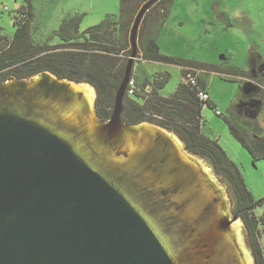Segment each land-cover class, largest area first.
I'll list each match as a JSON object with an SVG mask.
<instances>
[{"label": "water", "instance_id": "water-1", "mask_svg": "<svg viewBox=\"0 0 264 264\" xmlns=\"http://www.w3.org/2000/svg\"><path fill=\"white\" fill-rule=\"evenodd\" d=\"M158 1L146 2L136 16L108 121L95 116L90 84L92 106L72 86L87 83L51 72L0 84L7 90L0 92V264H233L232 245L215 224L217 204L169 134L215 173L213 167L190 153L180 135L123 119L140 27ZM129 133L148 144L119 157ZM126 163L148 173L164 207L131 181ZM240 219L226 217L223 227Z\"/></svg>", "mask_w": 264, "mask_h": 264}, {"label": "rangeland", "instance_id": "rangeland-1", "mask_svg": "<svg viewBox=\"0 0 264 264\" xmlns=\"http://www.w3.org/2000/svg\"><path fill=\"white\" fill-rule=\"evenodd\" d=\"M178 1L160 34L158 45L163 53L199 63L205 69H183L177 65L147 62L142 60L140 53L132 74L138 84L137 91L146 94L157 73H168L171 76L161 90L164 97L173 95L181 82L186 83L189 75L205 83L211 101L221 115H217L214 109L206 105L202 111L205 120L201 128L202 133L212 140H217L239 166L254 197L257 200L264 198V159L255 163L251 154L232 135L225 121L231 120L249 140L264 137V0ZM24 4L25 0H0V29L4 35L13 37L14 16ZM33 11L34 45L53 46L61 43L56 32L65 18L76 14L83 15L81 31L85 32L103 22L108 15L118 16L120 0H34ZM132 27L133 25L128 31L129 49L126 53L119 52L113 56L118 65H127L130 58L131 54L127 53L131 50ZM117 30L115 40L120 38ZM184 71L187 78L183 77ZM236 71H247L250 76L242 77L235 74ZM151 90L152 88L149 93ZM138 101L143 103L142 100ZM54 117L66 118L58 112ZM67 124L71 125L68 122ZM78 125L84 129L82 122ZM122 169L130 173L131 181L137 183L149 198L165 206L157 194V184L150 181L148 173L142 174L136 167L130 168L127 163L122 164ZM213 175L223 187L226 196L223 202L228 217L232 219L236 205L234 194L226 179L214 172ZM263 214L264 208L256 209L255 215L258 218ZM239 222L245 246L252 256L244 223L241 219ZM260 230V242L264 250L262 226Z\"/></svg>", "mask_w": 264, "mask_h": 264}, {"label": "trees", "instance_id": "trees-1", "mask_svg": "<svg viewBox=\"0 0 264 264\" xmlns=\"http://www.w3.org/2000/svg\"><path fill=\"white\" fill-rule=\"evenodd\" d=\"M33 1L25 0V4L14 16L13 37L4 35L0 29V84L9 77L23 80L43 72H51L59 79L90 84L97 91V116L102 121H108L113 114L116 94L127 66L118 65L113 56L119 52L126 53L129 49L128 31L141 7L149 0H120L118 16L108 15L103 22L85 32L81 31L83 15L65 18L56 32L61 43L40 47L35 46L32 39V24L35 20ZM175 2L159 0L146 13L138 39L141 58L143 61L177 65L183 69L192 67L203 70L204 66L199 63L169 56L159 49L160 34ZM116 30L120 35L118 40L114 39ZM131 53L132 47L127 54ZM235 74L250 76L247 71H236ZM183 77L187 78L186 71ZM170 78L168 73H157L149 84L152 88L150 93L136 91L133 97L126 95L124 121L128 125L149 122L180 135L190 153L207 160L216 175L226 179L236 200L233 213L244 223L253 261L255 264H264V250L260 242L261 226L264 231V214L260 218L255 215L256 209L264 208V198L257 200L254 197L239 166L217 140L202 133L204 107L207 105L215 110L212 101L203 103L198 97V88L206 89L205 83L199 81L197 87L192 86L187 82L188 77L186 83L181 82L173 95L164 97L161 90ZM225 121L232 135L251 154L254 162L263 160L264 137L249 140L231 120Z\"/></svg>", "mask_w": 264, "mask_h": 264}, {"label": "bare ground", "instance_id": "bare-ground-1", "mask_svg": "<svg viewBox=\"0 0 264 264\" xmlns=\"http://www.w3.org/2000/svg\"><path fill=\"white\" fill-rule=\"evenodd\" d=\"M43 76H39L38 78L33 80L32 83L42 79ZM72 86L76 89V91L80 92L84 97L89 100L90 105L92 106L95 100V90L89 84H81ZM7 91L5 87L0 88V92ZM78 105L79 103L76 102ZM82 104H80L81 108ZM140 129V134H143V130ZM169 136L175 141L178 146V150L180 152V157L182 161L187 165L191 166L195 169V171L199 174V178L203 184V187L206 191L212 196L217 204V216L215 218V224L222 230L226 240L232 245L231 248V258L233 264H254L253 258L250 255V251L246 248L245 242L242 237V226L240 224V220L236 221L231 226L223 227V222L226 221V217H228L225 202H223L226 198L223 187L220 186L215 176L213 175L210 167L206 165L204 161L195 157L192 154H188L183 147L180 139L175 134H169ZM135 135V133H129L125 139V143L123 148L118 152L120 154L119 157L125 158L129 153L133 151L134 148L140 146L141 144L147 145L149 139H146L145 136Z\"/></svg>", "mask_w": 264, "mask_h": 264}, {"label": "built area", "instance_id": "built-area-1", "mask_svg": "<svg viewBox=\"0 0 264 264\" xmlns=\"http://www.w3.org/2000/svg\"><path fill=\"white\" fill-rule=\"evenodd\" d=\"M187 82L190 83L192 86H195V87H197L199 84V80L195 76H191V75H189V80ZM136 91H137L136 81H135V79H131L130 83L128 85L126 95H128L129 97H133V96H135ZM198 97H199L200 101L203 103H208L211 101L210 93L207 91V89L198 88ZM215 111H216L217 115H221V112L219 110L215 109Z\"/></svg>", "mask_w": 264, "mask_h": 264}, {"label": "crops", "instance_id": "crops-1", "mask_svg": "<svg viewBox=\"0 0 264 264\" xmlns=\"http://www.w3.org/2000/svg\"><path fill=\"white\" fill-rule=\"evenodd\" d=\"M177 2H179V1H178V0H176V2H175V4H174L173 8L175 7V5H176V3H177ZM173 8H172V10H174ZM159 49H160V51H162L160 46H159ZM150 88H151V87H150V86H148V91L150 90Z\"/></svg>", "mask_w": 264, "mask_h": 264}]
</instances>
